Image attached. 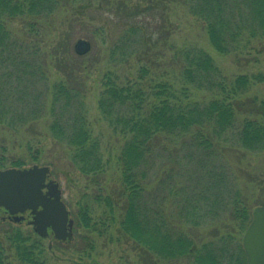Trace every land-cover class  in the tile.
Here are the masks:
<instances>
[{
	"label": "trees",
	"instance_id": "1",
	"mask_svg": "<svg viewBox=\"0 0 264 264\" xmlns=\"http://www.w3.org/2000/svg\"><path fill=\"white\" fill-rule=\"evenodd\" d=\"M76 1L0 0V149L6 132L30 133L27 148H32L42 135L35 126L45 121V134L62 148L67 167L86 181L73 212L76 226L100 237L102 229L115 226L143 264L189 259L191 264H246L239 244L236 257L228 250L234 243L226 241L233 239L230 232L208 239L197 230L228 214L235 238L249 224L252 209L264 206V171L248 177L261 191L254 200L236 186L235 177L245 170L239 163L264 153V96L254 93L264 86V73L228 75L198 46L169 44L163 12H153L165 0H147L156 6L145 9L151 21L126 25L110 47L115 66L101 76L97 110L110 134L106 140L103 132H94L83 80L73 76L66 52L62 57L57 47L45 52L25 37L49 29L51 17ZM81 1L89 8L91 1L105 0ZM166 1L203 24L218 54H264V0ZM129 8L127 22L140 14L138 5ZM18 23L23 36L11 26ZM159 41L163 45L151 55ZM164 46L172 52L169 60ZM130 60L137 65L131 77L123 75ZM50 68L65 76L52 81ZM112 138L117 146L110 144ZM38 153L40 148L32 164ZM4 164L0 156V169L7 168ZM110 174L117 180L112 187L106 186ZM0 233V264H46L40 237H23L11 227Z\"/></svg>",
	"mask_w": 264,
	"mask_h": 264
},
{
	"label": "rangeland",
	"instance_id": "2",
	"mask_svg": "<svg viewBox=\"0 0 264 264\" xmlns=\"http://www.w3.org/2000/svg\"><path fill=\"white\" fill-rule=\"evenodd\" d=\"M85 4L86 2H79L78 0L74 4L59 10L51 17L49 29L45 31L44 27L46 25L43 24L40 28L44 30L39 31L38 34H25V37L29 36L32 41L38 42L41 47L43 45L45 52L50 53L56 47L58 48L57 56L62 57L66 52L64 56L67 57L68 64L74 70L72 72L73 76H78L83 80L85 105L89 120L94 127V132H103L107 140L110 134L107 126L98 118L97 98L103 72L115 66V62L110 59V47L123 34L126 25L134 24L140 27V20L145 22L151 21L149 20L150 13H147L148 11H145V9L156 6L148 4L147 0L91 1L89 8H86ZM135 5H138L140 14L134 13V16H137L127 22L125 13L129 14V7ZM158 10L162 11L164 15L163 34L164 36L168 35L166 40L169 41V44L186 42L198 46L210 55L222 72L228 75L251 72L264 73V54L255 55V51L251 52L250 57H234L233 55L225 56L218 54L210 45L203 24L189 15L183 7H178L174 3L165 0L161 4H158L157 9L153 11L155 15L159 13ZM11 26L15 29L14 32L17 31L19 35L23 36L22 24H12ZM81 39L89 43L90 49L87 53L78 55L75 47L76 43ZM159 45L161 47L163 41L158 42L156 45L157 49L151 46V55L158 50ZM162 48L165 49V58L169 60L172 52L167 46ZM68 56L72 57L73 63ZM135 62L134 60H130L128 64L124 65L123 75L131 77L135 74L137 67V65L135 66ZM162 65L166 64L162 63ZM50 74L52 81L65 76L61 70L57 72L52 68H50ZM254 93L258 96H264V86L260 85L255 88ZM44 123L45 121H41L35 126L37 131L42 132V135L36 139L38 142L31 143L32 148H27V139H29L30 133L22 135L6 132L3 138V144L5 145L0 149V156H2L4 163L6 162L4 167L7 168L11 166L9 163L13 160L23 162V167L25 168L32 165L47 166L50 169L49 180H53L59 185L61 199L70 212V218L74 222L72 239L70 241H57L53 238L52 233H50L48 238H41L46 251V264H143L140 263V256L131 242L123 238L115 226H111L109 229H102L105 233L101 237L97 234L98 232L90 233V231L76 226L73 212L76 211L77 201L85 190L86 181L78 172L70 170L67 167V159L62 148L56 146L49 136L45 134ZM114 141L115 138L110 139V144L117 146L113 144ZM37 148H40V153L36 155L39 161L32 164V156L35 155L34 152L37 151ZM51 161L53 164H51ZM234 164L237 166L236 161ZM239 166L245 167V170L241 171V174L238 171L236 172V186L248 191V195L245 194L248 200H254L261 191L259 186L256 185L253 189L252 185L248 182L250 179H254L253 177H260L261 172L264 171V153L249 157L246 162L239 163ZM250 176L252 178L249 179L248 177ZM116 181V174H110L106 179V186H115L117 184ZM106 192L110 193V190L106 189ZM99 213L100 211H96L95 219H97ZM222 216V218L220 217L222 221H208L203 226H200L197 231L203 237H208V239L211 237V234L218 237L220 234L225 235L230 232L229 237L233 239L227 238L226 241H234V243L228 250L234 253L236 257L238 244L242 250V236L244 232L234 238L232 234L235 222L231 221L228 214ZM3 217L4 215L0 214V232L6 231L11 227L18 230L23 237H39L31 226H28L26 223V220H31V217L24 215L26 220L22 223H13L8 220L3 221ZM109 232L110 236L108 235ZM12 254H10L11 258L8 259L11 262L13 261ZM243 255L246 262L244 252ZM191 262L189 259L179 264H191Z\"/></svg>",
	"mask_w": 264,
	"mask_h": 264
},
{
	"label": "water",
	"instance_id": "3",
	"mask_svg": "<svg viewBox=\"0 0 264 264\" xmlns=\"http://www.w3.org/2000/svg\"><path fill=\"white\" fill-rule=\"evenodd\" d=\"M89 49L86 40L76 43L78 55ZM49 172L47 166L38 165L0 170V212L19 222L29 211L32 218L28 223L38 236L45 238L50 230L56 240L70 241L73 220L61 199L58 183L49 180ZM242 247L247 264H264L263 206L252 209L250 223L242 236Z\"/></svg>",
	"mask_w": 264,
	"mask_h": 264
},
{
	"label": "flooded vegetation",
	"instance_id": "4",
	"mask_svg": "<svg viewBox=\"0 0 264 264\" xmlns=\"http://www.w3.org/2000/svg\"><path fill=\"white\" fill-rule=\"evenodd\" d=\"M0 214L4 215V217H3V221H4V220L11 221V219H10V217H9L8 215H5V214H3V213H0ZM24 215H27V216H29V217L32 218V216L30 215L29 211H26V212L23 214V217H24ZM25 220H26V219H25V217H24V219L21 220V221H19L18 223H22V222H24ZM29 221H30V220H26V223H27L28 226H31V228L33 229L32 225H29V223H28ZM11 222H12V221H11ZM50 233H51L50 230H48V235H47L46 238L49 237Z\"/></svg>",
	"mask_w": 264,
	"mask_h": 264
}]
</instances>
